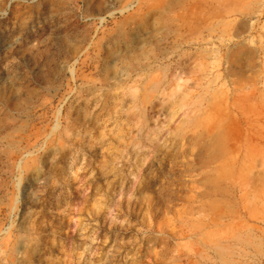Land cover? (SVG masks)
<instances>
[{
	"label": "rangeland",
	"instance_id": "rangeland-1",
	"mask_svg": "<svg viewBox=\"0 0 264 264\" xmlns=\"http://www.w3.org/2000/svg\"><path fill=\"white\" fill-rule=\"evenodd\" d=\"M0 264H264V0H0Z\"/></svg>",
	"mask_w": 264,
	"mask_h": 264
}]
</instances>
